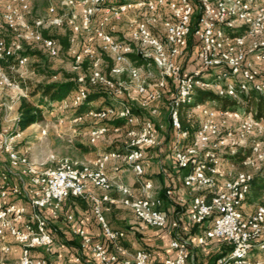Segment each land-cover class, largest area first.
<instances>
[{
  "label": "built area",
  "instance_id": "2783aa9c",
  "mask_svg": "<svg viewBox=\"0 0 264 264\" xmlns=\"http://www.w3.org/2000/svg\"><path fill=\"white\" fill-rule=\"evenodd\" d=\"M46 1L45 14L36 16L31 0H0V252L8 255L18 251L17 264H51L45 254H40L41 250L49 254L54 243L49 217L56 216L69 197H77L91 200L92 213L103 237L95 240L82 229L72 230L82 247L89 250L90 264H151V254L145 250L127 255L120 244L123 231L113 229L105 220L103 203L114 201L108 194L112 181L106 173L107 160L122 161L134 174L140 197L132 196L131 189L122 184L117 190L136 220L158 229L168 225L163 200L153 193L152 182L143 180L141 164L147 151L158 145L162 126H156L151 118L134 112L122 101L114 100L101 108L91 105L78 119L121 121L113 125V131L127 134L129 140L124 150H113L91 164L63 159L37 167L23 149L17 148L15 138H20L21 132L16 131L18 118L12 116L16 102L13 97L7 99L3 95L18 91L26 97L23 91L27 88L21 86V71L38 58L57 59L62 44L53 32L66 27V54L72 58L74 69L85 63L96 66L103 57L112 61L108 73L94 70L88 79L84 75L73 79L75 88L69 96L76 108L86 100L89 89L100 88L108 96L114 87L111 77L121 74L122 68L147 103L159 98L165 87L164 80L174 86L167 115L172 128L173 160L179 170L185 171L183 186L205 192L192 196L188 221L192 225L209 223V226L198 235L171 239L169 247L173 256L163 264H188L192 251L212 239L230 244V250L218 257L215 264H264L258 257L264 256V198L252 213L243 212L252 176L239 172L219 187L215 185L222 177V162L240 147L228 149L231 133H222L220 122L238 123L239 142L264 123L255 121L240 108L217 106L209 100L195 103L197 91L236 102L249 91L264 97V80L254 69L256 64H264V0ZM142 11L144 17L129 20L128 38L120 37L117 25L130 13ZM89 36L93 37L97 48L87 42L77 51L78 38ZM255 36L260 40L245 51V40ZM192 40L199 45V51L190 72L177 59ZM131 55L146 59L147 66H153L162 80L150 89L140 84V70ZM192 103L195 104L189 109L195 116L186 111L193 129L190 134L181 126L179 111ZM156 113V109L151 110L152 115ZM11 122L12 129L8 125ZM58 123L62 125L63 119ZM107 129L100 126L91 130L90 143ZM250 149L257 151L256 146ZM88 186L102 194H90ZM170 194V191L165 192L167 196ZM67 220L73 217L68 215ZM178 225V221L171 223L173 228ZM8 240L12 245L6 243ZM121 254L126 257L121 258ZM74 261L79 263L80 258L75 257Z\"/></svg>",
  "mask_w": 264,
  "mask_h": 264
},
{
  "label": "rangeland",
  "instance_id": "374dc122",
  "mask_svg": "<svg viewBox=\"0 0 264 264\" xmlns=\"http://www.w3.org/2000/svg\"><path fill=\"white\" fill-rule=\"evenodd\" d=\"M34 7V13L36 16H42L45 14L48 2L46 0H31ZM144 11L137 13H130L128 18L123 20L117 25V32L123 39L128 38L129 20L136 16L144 17ZM59 39L65 38L68 34V29L63 27L53 32ZM260 40L259 36L248 37L245 40V51H248L250 47L257 41ZM90 42L97 48V45L92 36L79 37L75 49L81 51L82 46ZM141 51L140 48H138ZM199 51V45L192 40L188 46V49L180 56L177 61L187 71H192L194 68V60ZM38 58V57H37ZM71 57L66 54V48H63L60 56L54 60H46L44 58H38L36 63H32L27 69L21 71L26 85L29 88L24 89V94L28 95V92L32 90L35 85L38 84H50L66 81L73 79L76 76L84 75L86 79L89 78L90 74L94 70H99L103 74L106 73L107 58H101V63L92 65L89 63L83 64L80 68L74 69L71 63ZM134 65L136 62L133 61ZM140 70L139 82L145 88L150 89L156 85L161 79L160 74L153 66H147V64H141L137 66ZM254 69L258 77L264 80V64H256ZM114 83V87L107 97L97 99L93 101L92 106L97 107L103 101L105 105L113 102L114 100L122 101L124 104L130 106L135 112L146 118H151L156 126L161 125L158 136L159 147L169 148L170 139L172 135V128L168 121V109L171 101V95L174 94V86L168 81L164 80L165 87L161 91L159 98L151 103H147L144 95L136 92L134 83L130 82V79L126 75V70L122 68V72L119 75L111 77ZM93 90V89H89ZM7 99H12L16 102L12 110V116L18 118V106L22 94L18 91L5 92L3 95ZM28 98V97H27ZM28 100L39 107L42 110L44 118L41 122L31 125L25 131L21 132L20 138H15L17 141V148L23 149L28 158L37 166L44 167L50 165L52 162L56 163L63 159H68L78 164H91L95 159L113 151V150H124L128 143V136L125 132L116 133L113 131V126L108 121H95L85 117L76 116V106H74L70 100V96H67L64 100L59 103L40 104L38 103L39 95L28 98ZM143 103H147L146 106H142ZM103 106V104H102ZM156 109L155 115L151 114V110ZM241 109V108H240ZM187 113L195 116L192 109H188ZM63 119L64 123L61 125L58 123L59 119ZM78 120H75V119ZM112 121V120H111ZM10 128H13V124L8 123ZM106 126L107 132L100 136L94 143H90V131L95 127ZM220 129L222 133H231L228 138V149H234V147H242L247 145L249 147L256 146L257 151H251L250 158L243 165L232 164L228 159L222 162L221 171L222 177L216 181V187H219L224 180L233 177L239 172L246 173L250 176L260 174L264 169V125L256 126L252 135L245 137L239 142V130L238 123L231 120L220 122ZM149 152V151H147ZM148 155V154H147ZM109 169V173L116 174L119 171L125 170L126 166L122 161H106V167ZM114 168H118L115 170ZM121 175H124L121 173ZM122 180L114 177L119 183L129 189L132 187L133 178L131 176L124 175ZM264 198V194L255 199L250 193L247 195L246 202L250 206L260 204ZM7 244L12 245V241L8 240ZM205 244V243H204ZM203 244V245H204ZM216 244V245H215ZM2 241H0V247ZM202 246V245H201ZM230 250V244L225 240H219L213 242V252L207 253V255H200V264L205 262L206 264H213L215 260ZM194 251V250H193ZM263 259L264 256L261 254L258 256ZM6 258L0 252V262ZM6 264H17V260H7Z\"/></svg>",
  "mask_w": 264,
  "mask_h": 264
},
{
  "label": "crops",
  "instance_id": "0c3cea01",
  "mask_svg": "<svg viewBox=\"0 0 264 264\" xmlns=\"http://www.w3.org/2000/svg\"><path fill=\"white\" fill-rule=\"evenodd\" d=\"M145 159L141 162L143 168V180L151 181L153 184V193L162 198L163 211L167 215L168 225L163 229L152 228L143 225L136 220L132 210L123 204V195L117 188L118 180H122L129 175L133 178L132 187H130L132 196L140 197V189L135 183V177L131 169L126 165L125 170L116 174L106 173L112 181V190L108 192L113 202H104V216L107 224L113 229L123 231L124 237L120 244L128 254L137 250H145L151 254V264H163V261L173 256L169 247L171 239L174 237L186 238L193 234L192 224L188 221V209L193 195L204 194V190L196 189L191 191L183 186V176L185 171L179 170L173 160L172 152L167 147L149 149ZM115 169V168H114ZM124 174V175H121ZM125 186V185H124ZM170 191V195H165ZM88 192L95 196H100L102 191L88 186ZM257 205V204H256ZM255 205V206H256ZM255 206H250L247 202L243 205V212L250 214L254 211ZM71 215L73 220L68 221L67 216ZM178 221V227L173 228L171 223ZM49 225L53 232L54 243L49 254L40 251L41 255L46 256L51 264H90L91 255L88 249L83 248L80 239L73 235L72 230L75 228L82 229L87 235L95 240H102L100 226L96 222L92 213V202L89 198L67 199L62 210L56 215L49 217ZM209 223L202 227L206 228ZM218 239L206 240L205 244L198 246L192 251V257L188 264H200L199 256L207 255L213 252V242ZM216 245V244H215ZM18 251L5 255L4 261L0 264H6L7 260H17ZM75 257L80 258V262L74 261ZM121 258L126 255L121 254ZM203 264H206L203 262ZM210 264V262H209Z\"/></svg>",
  "mask_w": 264,
  "mask_h": 264
},
{
  "label": "trees",
  "instance_id": "16d2710c",
  "mask_svg": "<svg viewBox=\"0 0 264 264\" xmlns=\"http://www.w3.org/2000/svg\"><path fill=\"white\" fill-rule=\"evenodd\" d=\"M60 42L63 48L68 47L66 37L61 38ZM130 57L132 61L136 62L137 66L141 64H147L148 62L146 59L137 57L135 55H131ZM111 68H112V61L107 58L106 73H108ZM73 79H68L66 81H62L58 83L35 85L32 88V90L28 92L27 97L30 98L35 95H39L38 103L46 104V105H48L49 103L60 102L64 100L67 96H69L71 92L74 90L75 84H74ZM21 86L23 88H29V85H26L24 81L21 82ZM27 97L21 98L19 102L18 119L16 122L17 132L25 131L31 125L41 122L44 118L42 110L36 105L32 104L28 100ZM105 97H107V94L100 88H95L93 90H90L86 100H84V102L79 107H77L76 116H81L83 112L92 105L93 101L100 99V98L104 99ZM204 100L212 101L217 106L230 107V108H241L245 114L250 113L252 115V118L255 121L262 120L264 123V97L256 93L255 91H249L248 94L246 95H243V94L240 95L239 102H236L235 100H231L227 98H220L208 92L197 91L196 96H195V103L202 102ZM103 102L96 108L103 107L105 105ZM194 104L192 103V104L185 105L179 111L181 126L183 127V129H188L190 134L193 133V129L190 126V123L188 122L186 111L187 109L193 107ZM110 124L112 126L118 125V124H121V121L112 120L110 121ZM250 155H251L250 147L247 145H244L242 147L237 148L234 153L227 155V159L232 164L243 165L247 161V159L250 157ZM250 191L255 199H257V197H260L264 194V169H262L260 174H257L252 177V181L250 183ZM69 198H76V199L81 200V198H77V197H69ZM192 227H193V234L201 233L205 229L202 226L194 225V224L192 225ZM52 235H53V232H52Z\"/></svg>",
  "mask_w": 264,
  "mask_h": 264
}]
</instances>
